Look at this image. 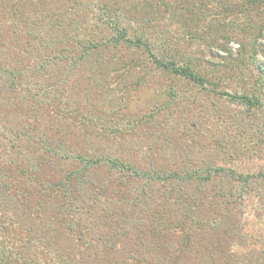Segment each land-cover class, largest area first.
Instances as JSON below:
<instances>
[{
  "label": "rangeland",
  "instance_id": "374dc122",
  "mask_svg": "<svg viewBox=\"0 0 264 264\" xmlns=\"http://www.w3.org/2000/svg\"><path fill=\"white\" fill-rule=\"evenodd\" d=\"M86 1L81 4L83 8L81 14L78 10L73 15L67 14L69 18L74 19L73 24L67 26V29L57 30L58 34L55 38H61V42L52 45H49L50 40L42 38L36 43L37 40L35 41L26 31H22L26 30L27 26L20 22L21 28L17 26L13 28L10 25L12 20L10 14H6L5 17L1 15L3 35L0 44L3 52L11 54L10 59L42 66L41 71L33 72V78L59 90L54 95L55 89L53 93L41 99L39 104L31 96L19 92L6 101L7 109H3L2 112L10 117L8 125L12 131L19 130L22 133L25 130L27 135L23 138L27 141H30L28 140L30 134H35L32 139L37 142L30 141V145L24 143L21 146L19 143L25 141L22 138L23 140L13 142L15 149H11V144H8L6 147L13 154L15 153V159H8V163L11 166L17 165L27 162L29 157L44 160L43 156L40 159L41 155L37 149L41 148L43 139L48 138L51 142H55L56 146L65 143L71 151L117 156L120 160L131 162L142 172L153 173L154 170L165 172L189 166L198 171L202 168L200 172L205 174L210 167L225 166L235 167L245 174H253L252 182L244 191L248 196L242 204L239 203L241 209L237 208L236 213L241 211L242 219H247L243 221L247 230L254 232L251 242L254 238L259 246L255 252H244L243 259H247V262L253 261L255 264H264V250H260L261 247L264 248L262 243L264 242V181L255 178L260 171H264V5H258L251 11L240 12L239 6L242 5L243 0H193L196 1L195 5H189L184 0H167L169 5L175 3L178 6H185L183 12L178 10L174 12L173 17L172 11H165L162 7L159 12L153 11L150 7L151 3H159V0L135 1L140 2L138 6H141L139 8L142 11L129 15L133 29L139 27L145 16L152 18L156 27L155 38L158 42L165 36L174 46L173 52L168 47L169 44H166L165 50L169 53V57L171 58L175 53L178 58H183L185 62L189 61L199 72L208 77L207 87H201L188 80L173 79V75L157 66L147 50L144 51L141 47H110V44H106L93 52L91 60L86 64L77 66L78 68L71 66L68 75L65 67L53 65L51 57L56 58L58 48L67 46L77 50V42L85 36L84 34L99 30L97 26L99 15L104 10L100 3L90 6L88 4L94 1ZM116 1L120 3L122 0ZM26 2H35L32 6L40 3L60 5V3L66 4L67 0H26ZM126 3L127 1L123 5ZM56 14L60 17L63 15L58 12ZM26 18H28L27 14ZM107 28L105 26L107 34H110L111 29ZM77 29H80L77 38L67 36V33H73ZM97 35L101 33L97 31ZM130 36L134 39V30L130 32ZM46 37L48 39L49 35L46 34ZM171 91L174 92V96ZM238 93L255 97L260 102L253 106L232 98ZM1 95L6 96L7 93L3 91ZM18 105L20 112L11 111L14 107L18 108ZM58 162H54L56 166H60ZM53 169L60 168L55 165L52 168L51 165L49 168L44 166L41 173L50 175L53 174ZM125 176H127L125 172L111 171L102 161L100 165L92 168L89 183L75 196L74 204L77 207L82 204L80 210L83 213L87 210L90 212L92 207L100 205L102 209H111L117 207L118 202L119 205L124 204L114 211L112 219L102 222L99 220L101 223L98 224L99 229L108 236L113 228L117 227L116 224L121 222L117 220L122 217L121 213L129 212L127 205H131V211L133 210V203L123 201L120 198L121 194L115 193L117 189L125 191L126 183L132 181L129 188H135L132 193L136 195L141 189V184L146 180L138 177L134 172L127 178ZM91 181L93 186L95 185L92 192H90L91 188L87 187L91 186ZM22 183L21 176L8 172V176L3 177L0 185L21 187ZM214 185L217 187L212 190ZM219 185L227 193L226 196L231 191L236 194L240 192L238 181L226 177L214 178L201 195L204 196L203 199L200 200L205 202L208 199L215 202V207L218 208L215 214L218 211L221 215L222 208L226 210L227 206L231 211H235L236 199H232L234 196L226 197L229 203L220 200L221 195L216 197L217 190H220ZM169 186H175L169 188L173 196L171 199L163 200L160 195L159 197L156 195L151 199L150 204L141 205V208L153 205V213L141 211L140 206L134 208L131 212L133 214L130 213L128 218L127 215L124 217V220L125 218L127 220L122 224L126 223V225L120 228V231L126 230L133 237L132 226L136 216L141 215L148 219V214L149 217L153 215L161 217L169 212L176 227L171 229L172 241L176 242V238L180 239L185 228L179 226L184 225L187 219L184 207L186 202L180 203L183 185L175 181L167 183L163 188ZM160 187L162 185H156V190H165L158 189ZM194 189L196 186L192 183L191 187L188 186L187 194L189 196L194 194ZM44 190L49 191L46 187ZM88 191L92 193V197L88 195ZM38 194L40 197L44 196L43 205L33 204V209L37 214L40 212V206H43L41 216L44 220L55 211L62 212L66 204L70 203L67 201V196L62 195V191L58 194L52 190L47 193L41 190ZM10 195V191L5 194L9 202L13 201ZM88 196L91 198L87 200ZM36 198L37 196H34L33 201L36 202ZM112 200L117 203L111 205ZM50 206L52 212L49 210ZM77 207L71 214L64 212L61 214L67 219L75 218L78 222L82 216ZM3 212L4 216L8 214V211ZM28 212L26 208H16L14 212H9L11 217L15 215L13 217L15 221L8 215V220H5L19 226V218ZM199 214L203 215L202 212ZM43 217L38 219L33 217L34 219L29 220L28 223L41 221ZM58 219L51 223L54 224ZM89 222L91 223L90 219L83 218L84 224ZM162 222L170 224L166 218ZM146 224L150 223L146 222ZM57 226L63 227L56 229V232L61 238L66 239V244L70 246L69 251L80 254L83 247L78 245L79 235L71 234L61 223ZM153 226L158 228L159 224ZM118 238L122 239L121 235H118ZM52 240H55V237ZM81 242L83 243L84 239H81ZM99 247V244H94L91 248L94 250ZM134 250L139 252L138 248ZM140 257H142L140 254H136L133 259L139 260ZM151 262L155 264V258L152 257ZM128 264L132 263L129 261Z\"/></svg>",
  "mask_w": 264,
  "mask_h": 264
},
{
  "label": "trees",
  "instance_id": "16d2710c",
  "mask_svg": "<svg viewBox=\"0 0 264 264\" xmlns=\"http://www.w3.org/2000/svg\"><path fill=\"white\" fill-rule=\"evenodd\" d=\"M125 1L127 3L123 5ZM125 1L122 0L118 3L116 0H92L93 3L88 5L95 6L100 3L101 8L104 10L99 15L100 21L98 20L97 25L99 30L90 34H84L85 36L80 38L79 43L77 42V50H73L67 46L58 48L56 58L51 57V63L53 65L56 64V66L59 65V67H65L68 75L71 66L77 67L86 64L91 60L92 53L98 51L97 49H101L106 44H110V47H141L144 48V51L147 50L157 66L171 73L173 79L188 80L201 87H207L208 77L199 72L189 61L185 62L182 60L183 58H178L175 53L171 58L169 57V53L165 50L166 44H169L168 47L173 52L174 46L171 44L170 39L167 40L165 36L161 37L158 42L155 38L156 27L153 25L152 18L145 16L146 20L143 18L139 27L133 29V24L129 21V15L133 12L135 14L140 10L139 7L141 6H138L140 2H135L138 0ZM143 1L149 2V0ZM184 1L189 5H195L196 3L193 0ZM86 2V0H67L66 4L53 5L47 3V5L46 3H40L32 6L35 2H26V0L25 2L23 0H0V40L2 38L1 35H3L1 33V15L5 17L6 14H10V18H12L10 25L13 28L15 26L21 28L22 24L20 22H22L27 26V29L22 31H26L35 41L37 40L36 43L40 42L39 38L47 41L50 40L49 45L61 42V38H55V35L58 34L57 30L62 28L67 29L74 21L67 14L71 13L73 15L77 10L81 14L83 11L81 4ZM258 5H264V0H243L242 5L239 6V11H251ZM150 7L153 8L154 12H159L161 7L165 11L170 10L173 12V17L174 12L178 10L183 12L182 9L185 8V6H178L175 3L169 5L167 0L151 3ZM56 12L63 14L62 17L58 16ZM26 14L28 18H26ZM30 16L32 17L31 19ZM105 26L108 27L107 29H111L110 34H107ZM79 30L67 33V36L69 38L71 36L77 38ZM132 30L135 32L134 39L130 36ZM97 31L101 35H97ZM46 34L49 35L48 39ZM28 53H30V50H28ZM10 57L11 54L3 52L2 45L0 44V129L2 128L0 131V182L3 177L8 176V172H13L22 177L23 183L21 187L18 185L10 186L9 184L0 185V264H128L129 261L132 264L139 261V264H154L151 262L152 257L156 260L155 264H255L253 261L247 262V259H243V256L244 252L257 251L259 248L257 246L258 241L253 238L251 242L254 232L247 230V226L243 222L246 218L242 219V215H240L241 211L240 213H236L237 208L241 209L239 203L242 204L246 196H248V193H244V191L248 189V186L252 182L253 174H245L239 172L235 167L225 166L210 167V169L206 170L207 173L205 174L200 172L202 168L198 171L189 166L166 170L165 172L158 170H154L153 173L142 172L131 162L120 160L117 156L91 155L83 151H71L66 147L65 143H60L56 146L55 142H51L48 138H44L45 144L42 143L41 148L37 149L41 155L40 159L43 156L44 160L29 157L27 162L11 166L7 160H14L15 153L13 154L6 146L11 144L10 148L15 149L13 148L15 145L13 142L20 141L27 135V132L25 130L22 133L19 130L12 131V128L9 127L8 119L10 117L2 112L3 109H7L6 101L20 93L31 96L39 104L41 99L53 93L56 88L51 87V85H44L40 80L33 78V72L36 70L41 71L42 66H34L24 61L19 62L14 58L10 59ZM3 91L7 93L6 96L1 95ZM57 91L59 92L56 89L54 95ZM171 94L174 96L173 91H171ZM232 98L253 106L260 102L255 97L244 93H238ZM18 108L14 107L11 111L20 112L19 105ZM34 135L30 134L28 140L37 143L32 139ZM30 141L25 140L19 144L21 146L24 143L30 145ZM55 161H59L58 164L60 166H56ZM102 161L108 165L111 171L125 172L126 178L134 172L138 177L146 179H143L144 182L140 186L141 189L136 195L132 193L135 188H129L132 181L126 183L127 187L125 191H118L117 189L115 192L116 194H121L120 198L123 201L132 202L133 210L138 206L141 208L143 204H150L151 199H154L156 195L157 197L160 195L163 200L171 199L173 196L169 188H174L175 186L163 187L170 182L177 181L181 183L183 185V192L180 196V203L185 204L186 202L184 207L187 212V219L183 223L184 225L179 226L185 228L182 237L180 239L176 238V242L172 241L171 229L173 227L176 229V227L171 220L173 216L169 212L161 217L156 215L149 217L148 214V219L141 215L139 217L136 216V221L132 226L133 237L126 230L120 231V228L122 229L126 225V223L125 225L122 223L127 220L128 216L133 214L131 213L133 211H131V205H127L129 208L127 214L121 213L122 217L117 219L121 220V222L116 224L117 227L113 228L109 236L106 233H102L98 227V224H101L99 220L102 222L112 219L114 211L118 210L119 207H123L124 204L119 205L120 202H118V206L111 207V209H102L100 205L95 208L92 207L90 212L87 210L84 213L80 210L83 207L82 204L79 207L74 204L76 193L81 192V189L89 183L92 168L100 165ZM50 165L51 168L55 165V167L60 169H53V174L50 175L42 174V168L44 166L49 168ZM40 167L42 168L40 169ZM225 177L238 181L240 184V194L231 191L226 196L227 193L219 185L220 190H217L218 194L216 197L221 195L220 200H226L228 203L229 200L226 197L230 198L234 196L231 198L236 199L235 211H231L229 206H227L226 210L222 208L223 213L219 215L218 211L216 214L214 213L218 210L215 207V202H211L208 199L203 202L204 200L200 199H203L202 197L204 196L201 195L214 178L223 179ZM255 178L256 180L264 181V171H260ZM192 183L196 186V189L193 191L194 194L189 196L187 194L188 186L191 187ZM156 185H162L158 189L163 188L165 190H156ZM216 185L212 186V190ZM45 187L49 191L52 190L58 194L62 191V195L67 196L68 200H66L70 203L66 204L65 210L62 212L71 214L72 210L74 211L77 207L82 218H79L78 222H76L75 218H65L61 214V211L51 213L53 211L52 206L49 207L51 215L50 217L49 215L47 218L45 217L46 220L41 216L43 206H40V212L35 214L33 204L38 203L43 205L42 198L44 196L40 197L38 193L41 190L45 193L49 192L44 190ZM87 187H90V192H92L95 185L93 186L92 182L91 186ZM8 191L11 192L10 197H12L13 201L9 202L5 196ZM90 192L88 191V195L91 196L92 193ZM115 193L113 194L114 197L116 196ZM34 196H37L36 202L33 201ZM90 196L86 197L87 200ZM188 201L189 204H187ZM116 203L113 200L111 201V205H115ZM152 207L153 205L143 206L141 211L152 212ZM16 208H26V211H29L19 218V226H15V223L7 221V215L11 217L9 212H14ZM3 211H8V214L4 216ZM199 212H202L203 215L199 214ZM126 215L127 218L124 220ZM13 217H15L14 214ZM13 217L11 218L15 221ZM33 217L35 219L43 217V219L41 221L35 220L31 224L28 223L29 220L34 219ZM57 218L59 219L52 224L51 222ZM83 218L90 219L91 223L84 224ZM165 218L169 220L170 224L162 222ZM146 222L150 224H146ZM155 222L159 224L158 228L157 226H153L156 225L154 224ZM58 223L67 228L71 234L76 233L79 235L78 245L83 247L80 254H73L69 251L70 246L66 244V239L61 238L56 232V229L63 228L58 227ZM118 235H121L122 239L118 238ZM54 237L55 240H52ZM81 239H84L83 243ZM94 244H99L100 247L92 250L91 247ZM135 248H138L139 252L135 251ZM260 250H264V248L261 247ZM107 254L110 258L107 257ZM136 254H140L142 257L139 260L133 259Z\"/></svg>",
  "mask_w": 264,
  "mask_h": 264
}]
</instances>
